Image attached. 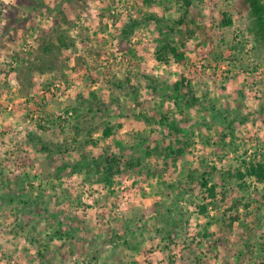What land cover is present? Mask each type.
Segmentation results:
<instances>
[{"label": "rangeland", "instance_id": "rangeland-1", "mask_svg": "<svg viewBox=\"0 0 264 264\" xmlns=\"http://www.w3.org/2000/svg\"><path fill=\"white\" fill-rule=\"evenodd\" d=\"M185 10L0 0V264H264L247 173L264 164V37L247 0Z\"/></svg>", "mask_w": 264, "mask_h": 264}, {"label": "trees", "instance_id": "trees-1", "mask_svg": "<svg viewBox=\"0 0 264 264\" xmlns=\"http://www.w3.org/2000/svg\"><path fill=\"white\" fill-rule=\"evenodd\" d=\"M152 1H154V0H143V2L144 3H147V4L151 3ZM247 1L249 3V6L252 8L251 11H252V14L255 16V22H256V25L258 26V30L262 34V36L264 37V7L261 5L260 0H247ZM182 2H183V6L186 7V10L185 11L187 12L188 8L192 5V0H182ZM135 23L136 22H133V24L131 25V28L135 25ZM221 24L224 25V26H228V25L231 24V20L229 18L223 19L222 22H221ZM128 31H129V29H128ZM162 51H163V53H167V51H168L174 57H177V50H176L175 47H173L171 45L164 46L162 48ZM182 86H183V83L181 81L174 82V84H173V91L174 92L175 91L176 92H179L180 89H182ZM178 95H180L184 99L185 94H182V92H181ZM188 100H186L187 105H191L193 103V101L190 100L188 102ZM92 109H93V106H91L89 108V111H91ZM94 109H95V107H94ZM95 110L98 113L102 112V110L100 109V107H96ZM164 119H166L165 116H164ZM168 128H170V129L174 130L175 132H177L174 135L176 137V141H178L177 140L178 139L177 135L181 132V129L178 128V126H176V124L174 122H170V124L168 125ZM88 133H90V130L88 131ZM111 133H112V128L109 125L108 126H105V128L102 130V134H103L104 137L110 136ZM165 150L167 151L166 152V155H173V156L174 155H179L183 151V149H182L181 145H179V143L177 144L176 148L173 147L172 145L168 144L166 146ZM89 157L90 156L88 154H86V155L83 156L82 159L85 160V159H87ZM96 158H93L92 157L93 160H95L96 162H98V160ZM105 161L107 163V167L109 168V171H111V169L114 168L113 165H114L115 161H118V160H116V158H111V159L105 158ZM248 168H250V169L247 170V173L252 174V175H255L258 179H264V164L257 163V164H254V165H250V167H247V169ZM115 170H119V167L117 166ZM238 174H239L240 177L242 176V174H241L240 171L238 172ZM200 175L202 177H204L205 175L206 176H209L210 174L206 170H203L200 173ZM208 184H209V180H208L207 177H204V179H202L201 182H200L201 187H206V190L209 193L208 195L210 197H212V199H215L216 198V190H215L216 188H215V184L214 185L212 184L210 186H208Z\"/></svg>", "mask_w": 264, "mask_h": 264}]
</instances>
